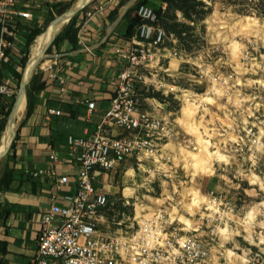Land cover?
<instances>
[{
	"label": "rangeland",
	"instance_id": "1",
	"mask_svg": "<svg viewBox=\"0 0 264 264\" xmlns=\"http://www.w3.org/2000/svg\"><path fill=\"white\" fill-rule=\"evenodd\" d=\"M78 1L50 12L42 28L26 26L22 35L31 31L32 38L28 42L22 37V43L16 42L5 55L7 59L0 62L8 87V94H0V145L8 133L18 98L22 95L25 101L13 136L0 152L1 188L9 181L21 183L24 179L13 166V150L30 106L27 100L34 80L39 77V71L51 63L58 43L68 36L75 38L79 25L96 0L82 4L75 15L64 22L28 75L32 47L35 40L69 13ZM148 5L155 10L165 31L177 39V52L186 60L178 70L172 65L171 78L161 75L162 84L146 86L138 92L144 110L174 121V159L172 163L162 164L164 171L158 170L150 177L143 168L130 164L113 176L105 177L110 186L106 190L112 195L110 214L129 226L135 216L133 203L143 202L147 207L157 208L173 197L174 204L181 200L174 214L177 210V217L187 226L199 224V235L212 244L213 229L201 223L199 213L207 192L217 189L232 202L235 216L226 230L218 228L215 232H219L221 238L214 250L222 248L229 255L235 253L232 261L239 264L249 248L242 235L250 236L252 226L264 227V64L257 57V63L252 61L253 69L237 67L231 85L225 90L220 85H212V47L230 48L232 61L238 63L240 51L246 46L255 43L260 48L264 45V0H158ZM178 5L182 8H177ZM36 31L40 33L34 35ZM206 51L211 53V59L199 61V56ZM217 56L214 61L218 66ZM240 138L243 150L236 151L234 143ZM214 142L222 148L226 142L231 145L224 152L228 157L222 155L227 165L213 162L221 155L213 152ZM30 178L32 183H37L34 176ZM125 199H129V205L123 204ZM245 221H249L248 224Z\"/></svg>",
	"mask_w": 264,
	"mask_h": 264
},
{
	"label": "built area",
	"instance_id": "2",
	"mask_svg": "<svg viewBox=\"0 0 264 264\" xmlns=\"http://www.w3.org/2000/svg\"><path fill=\"white\" fill-rule=\"evenodd\" d=\"M23 1L0 0V62L13 49L11 38L18 36L16 26L32 18L29 11L23 10ZM136 16L139 23L133 36L125 46L114 48L121 67L110 82L107 107L99 110L94 101H76L84 106L87 120L97 116L94 130L82 136H68L66 153H52L51 167L34 174L51 179L54 193L50 196L49 209L41 215L30 264H237L232 261L235 253L229 255L222 248L214 250L221 238L215 232L218 228L226 230L235 216L234 205L217 189L207 192L199 213L201 223L213 229L212 244L199 235V224L187 226L177 217V210L174 214L181 200L174 204L173 197L157 208L147 207L143 202L133 203L135 216L129 226L110 214L111 195L104 189V176H113L130 164L143 168L150 177L158 170L164 171L162 164L172 163L174 159V121L144 110L138 92L143 87L162 84L161 75L171 78L172 65L178 70L186 60L177 52V39L165 31L152 7L139 5ZM230 53V48L212 47V85L225 90L231 85L234 69L242 66L253 69L257 57L264 64V45L246 46L240 51L238 63L232 61ZM216 56L218 66L214 61ZM210 59L209 51L198 58L199 61ZM47 69H52V63L42 70V80ZM6 79L0 65L3 95L8 94ZM55 80L60 86L64 82L61 78ZM48 115L59 116L60 111L49 109ZM234 145L236 151H242L243 139H237ZM227 146L231 145L226 142L222 148L214 142L213 152L224 155ZM213 162L219 166L228 164L217 158ZM62 163L76 169L70 196L59 195L69 184V176L58 175L55 170V165ZM123 204L129 205V199ZM252 228L250 236L242 235L249 248L239 264H264V227Z\"/></svg>",
	"mask_w": 264,
	"mask_h": 264
},
{
	"label": "crops",
	"instance_id": "3",
	"mask_svg": "<svg viewBox=\"0 0 264 264\" xmlns=\"http://www.w3.org/2000/svg\"><path fill=\"white\" fill-rule=\"evenodd\" d=\"M72 1L24 0L22 8L29 11L32 18L16 26L18 36L11 38L13 48L16 42L22 43L21 34L26 31V26L42 28L50 12L66 7ZM157 1L96 0L87 18L79 25L74 41L65 38L55 47L50 59L52 69L45 70L43 80V72L39 71L13 150V166L24 179L21 183L11 181L0 191L1 264H30L41 215L49 209L50 196L54 193L51 179L44 174H34L51 167L49 156L52 153H66L68 136L92 133L97 116L87 120L84 106L76 101H94L99 110L107 107L110 82L121 67L114 48L125 46L133 36L136 26L132 27L131 37H127V32L133 19L137 18V7ZM57 78L63 79L61 86L56 82ZM49 109L60 111V115H48ZM55 170L58 175L69 176V184L59 195H72L75 167L62 163L55 165ZM31 176L37 183L29 180ZM105 177L108 176L102 180L105 179L106 190L110 186Z\"/></svg>",
	"mask_w": 264,
	"mask_h": 264
},
{
	"label": "bare ground",
	"instance_id": "4",
	"mask_svg": "<svg viewBox=\"0 0 264 264\" xmlns=\"http://www.w3.org/2000/svg\"><path fill=\"white\" fill-rule=\"evenodd\" d=\"M88 1L89 0H79L77 4L80 7H82L81 5L86 3V2H88ZM67 17H68V14L62 16L60 19H58L54 23V25L51 28H49V30L47 32H45L43 35H40L35 40V43H34V45L32 47V50H31V61H30V64H29V70L27 71L28 75L34 69V67L37 66V64L39 62L38 59L41 58L43 50L48 45V43L51 41V39L55 35V32L64 24V22L67 21ZM24 103H25L24 98L21 95L18 98V103H17V105H16V107L14 109L13 114H11L12 117H11V119L9 121V124H8V133L5 136H3L2 140H1L0 152L2 150V147L4 145H6L7 142L13 136L14 130L16 128L17 120L19 119L20 114L24 110ZM217 158H219L220 160H225L226 161L225 157H223L222 155H217Z\"/></svg>",
	"mask_w": 264,
	"mask_h": 264
},
{
	"label": "trees",
	"instance_id": "5",
	"mask_svg": "<svg viewBox=\"0 0 264 264\" xmlns=\"http://www.w3.org/2000/svg\"><path fill=\"white\" fill-rule=\"evenodd\" d=\"M162 1H163V2H169V1H171V0H162ZM180 2H181V1H180ZM177 8H180V9H181V8H182V6H179V5H178V7H177ZM138 23H139V20H138V18H136V19L134 18V19H133V21H132V24H131V26H130V27H129V29H128V32H127V37H131V36H132V35H131V30H132V27H133V26H137V25H138ZM162 27H163V26H162ZM35 30H36V29H35ZM31 33H32V32H31V31H29V32H28V35H22V34H21V36H22V37H24V39H25L26 41H28V42H29L30 38H32V35H31ZM36 33H37V34H36ZM36 33H34V35H38L40 32L38 33V32L36 31ZM67 39H68V40H70L71 42H73V41H74V38H73V37H70V36H68V38H67ZM7 53H8V51H7ZM7 53H6V54H7ZM28 104L30 105L29 101H28ZM9 183H10V181H9V182H7V185H6V187H8ZM6 187H2V188L0 187V191H1L3 188H6ZM1 250H3V249H1V248H0V251H1ZM0 264H1V262H0Z\"/></svg>",
	"mask_w": 264,
	"mask_h": 264
},
{
	"label": "water",
	"instance_id": "6",
	"mask_svg": "<svg viewBox=\"0 0 264 264\" xmlns=\"http://www.w3.org/2000/svg\"><path fill=\"white\" fill-rule=\"evenodd\" d=\"M80 8V6L77 4L68 14L67 20H69L70 18H72L75 13L77 12V10ZM64 16V15H63ZM62 17V16H61ZM60 18V17H59ZM58 19V18H57ZM57 19H55L53 22H55ZM25 83V82H24Z\"/></svg>",
	"mask_w": 264,
	"mask_h": 264
}]
</instances>
